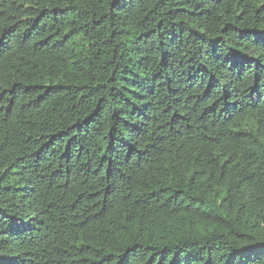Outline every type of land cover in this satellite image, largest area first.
Returning <instances> with one entry per match:
<instances>
[{"label":"trees","instance_id":"obj_1","mask_svg":"<svg viewBox=\"0 0 264 264\" xmlns=\"http://www.w3.org/2000/svg\"><path fill=\"white\" fill-rule=\"evenodd\" d=\"M0 264H264V0H0Z\"/></svg>","mask_w":264,"mask_h":264}]
</instances>
